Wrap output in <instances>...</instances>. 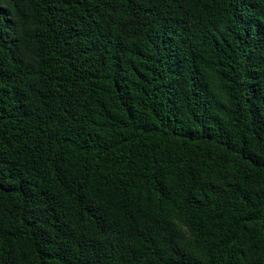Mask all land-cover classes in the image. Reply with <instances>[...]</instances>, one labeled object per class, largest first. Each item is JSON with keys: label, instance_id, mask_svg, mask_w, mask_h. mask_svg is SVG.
Returning <instances> with one entry per match:
<instances>
[{"label": "trees", "instance_id": "16d2710c", "mask_svg": "<svg viewBox=\"0 0 264 264\" xmlns=\"http://www.w3.org/2000/svg\"><path fill=\"white\" fill-rule=\"evenodd\" d=\"M0 264H264V0H0Z\"/></svg>", "mask_w": 264, "mask_h": 264}]
</instances>
